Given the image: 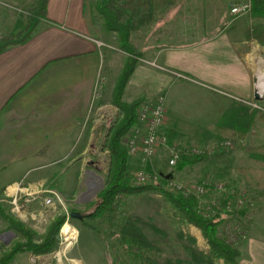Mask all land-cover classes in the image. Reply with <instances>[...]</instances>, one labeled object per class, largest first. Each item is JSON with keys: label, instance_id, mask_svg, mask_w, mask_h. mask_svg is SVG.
Returning <instances> with one entry per match:
<instances>
[{"label": "crops", "instance_id": "obj_1", "mask_svg": "<svg viewBox=\"0 0 264 264\" xmlns=\"http://www.w3.org/2000/svg\"><path fill=\"white\" fill-rule=\"evenodd\" d=\"M38 1L0 0V4L30 9ZM249 2L140 0L135 8L131 0L96 2L94 14L104 18L101 9L107 6L128 27L129 42L141 55L122 101L126 103L130 90V103L139 99L148 103L164 95V130L175 135L173 141L196 142L202 134L213 133L211 127L229 107L224 92L241 100L253 97L249 61L259 51L264 19L230 14L232 5ZM89 4V0H47L45 17L38 19L31 37L0 53V174L23 167L16 175L22 180L31 174L28 166L42 159L41 150H49L51 165L66 162L73 167L83 157L68 154V149L75 143L80 150L98 144L101 112L116 108L114 92L128 55L119 50L116 32L105 28ZM120 5L123 19L116 15ZM136 36L152 39L137 46ZM139 69L143 77L136 81ZM191 101L195 109H189ZM64 171L57 168L53 173ZM53 173L24 181L36 184Z\"/></svg>", "mask_w": 264, "mask_h": 264}, {"label": "rangeland", "instance_id": "obj_2", "mask_svg": "<svg viewBox=\"0 0 264 264\" xmlns=\"http://www.w3.org/2000/svg\"><path fill=\"white\" fill-rule=\"evenodd\" d=\"M109 1L89 0V7L92 11L96 8V2L107 4ZM131 1L134 8L139 7L140 0ZM247 4H250L251 10V3ZM118 8L119 12L116 11V15L119 14L117 16L123 19L122 5ZM28 10L29 8L21 9L0 4V39L5 35L8 36V33L20 31L24 27L26 18L29 16ZM92 13L94 14L93 11ZM94 15L103 24L105 23L100 14L95 12ZM119 22L122 23V21ZM134 23L138 24L139 21H134ZM259 35V51L254 56V63H251L252 59H249V62L253 74L262 76L264 84V31L262 25ZM145 39L152 38L136 36L133 37V42L138 46ZM216 60L219 61L220 57H216ZM246 64L248 65L247 62ZM141 70L138 71L136 81H140L143 77V70ZM210 89L212 90L213 87ZM131 95V90L126 93L124 97L126 103H130ZM224 95L227 96L228 105L231 103L242 105L250 111L259 112L264 116V102H257L253 100V97L241 100L231 92H224ZM188 104L189 109H195L196 106L192 101ZM183 107L184 103H181V112H184ZM117 117L118 110L116 108L104 109L100 117L98 144L93 148L80 150V145L75 143L71 149L67 150L68 154H81L83 157L81 162L73 167H70L69 164L67 167L66 162L51 165L53 158L48 154L49 150H41L39 153L42 159H37L36 163L28 166L32 170L31 174L24 176L22 180L20 175L17 177L16 175L23 171V167L13 173L7 171L0 174V198H4L2 189L6 185L15 183V181L19 183L23 180L34 182L45 173H53L57 168H65L61 175L53 173L43 181H36V183L43 184L44 190L56 194L60 203L55 200L52 207H45L43 204L45 196L37 195L34 197L35 200L26 206L25 218L21 219L11 212L7 203L1 204L6 214L31 230L38 238L44 237L60 217H64V223L68 218L69 225L77 232L75 238L71 240L72 243L68 245L61 246L60 237H58V248L49 255L34 256L28 252H20L10 264H115L114 258L118 257V252L114 247V241L108 237L110 229H112L110 222L107 219L98 221L88 217L93 212L94 203L98 201L99 193L105 187L110 167L106 139L108 131L114 126ZM202 135L203 138L196 142H189L182 138H177L178 140L172 143L168 142L166 147L158 148L154 156L144 164L137 158L131 162V157L128 155L129 176L132 183L143 186L138 183L135 177L139 171L157 175L158 184L146 185L161 186L171 193L181 191L191 193L196 197L199 210L205 216L215 215L219 201L226 199V210L221 213L224 216V222L219 227L220 234L227 242L239 249L240 264H264V191L250 186L245 176L239 171L240 168L247 166L246 149L249 146L264 145V124L262 121H257L255 128L246 139L239 142L214 133ZM123 143L126 146L125 138ZM171 150H174L178 156L174 167L169 166ZM202 155H206L208 158L201 163L187 164L179 169L182 163ZM26 184L24 183V185ZM201 184H205V191L199 195L194 190ZM146 198L155 200L157 213L147 203ZM120 209L121 214L138 216L147 225L154 224L156 227L166 230L170 243V248L167 249L168 254L173 250L186 255L178 239L179 234L193 237L198 251H208L200 232L186 224L165 197L159 193L146 191L140 195L124 197L120 200ZM237 212H241V214ZM72 213L77 214L78 217L73 218ZM118 218L119 214L115 213L111 220L115 222ZM63 225L59 229L58 236H60ZM2 234L5 238L0 240V258L9 254L18 243L24 242L19 236L7 230V224L0 219V235Z\"/></svg>", "mask_w": 264, "mask_h": 264}, {"label": "trees", "instance_id": "obj_3", "mask_svg": "<svg viewBox=\"0 0 264 264\" xmlns=\"http://www.w3.org/2000/svg\"><path fill=\"white\" fill-rule=\"evenodd\" d=\"M47 0H39L29 9L24 27L17 32L0 39V53L7 48L25 43L34 33L38 19L45 17ZM251 18L264 19V0H250ZM105 28L116 32L119 39L120 50L128 55L124 69L115 88L113 105L118 110V117L108 135L106 150L110 155V167L105 187L99 193L98 201L94 203V209L89 219L102 221L107 219L112 229L109 238L114 241V247L118 257L114 258L115 264H240L239 249L227 242L220 234L219 227L224 222L221 214L226 210L227 200L219 201L216 214L203 215L198 206L196 197L184 191L171 193L161 186L143 185L132 183L129 176L128 150L123 143L131 129L138 126L137 111L143 103L142 99L132 103H124L122 97L125 87L138 63L141 55L129 42V29L116 20L114 14L103 6ZM257 121L264 124V116L259 112H252L247 107L231 103L219 121L211 127L216 135H222L234 142L244 141L248 134L255 128ZM174 134L168 135V142L172 143ZM247 166L239 171L245 176L248 184L264 191V145L249 146L246 149ZM208 158L202 155L186 163L195 165ZM152 191L165 197L168 203L177 211L180 218L188 225L196 228L205 240L208 251H198L196 241L191 236L179 234V241L186 255L171 250L167 231L158 228L154 224H146L138 216L121 214L120 200L124 197L140 195L143 192ZM146 201L157 213L154 199L146 198ZM119 214L117 221L113 222L112 215ZM241 214V212H237ZM0 219L7 224V230L23 239L13 250L0 258V264H10L20 252H28L34 256L49 255L57 250L59 245L58 232L64 223V217H60L51 226L49 232L42 238L35 234L15 219L5 213L0 204ZM100 223V222H99ZM148 230V231H146ZM40 239V241H38Z\"/></svg>", "mask_w": 264, "mask_h": 264}, {"label": "built area", "instance_id": "obj_4", "mask_svg": "<svg viewBox=\"0 0 264 264\" xmlns=\"http://www.w3.org/2000/svg\"><path fill=\"white\" fill-rule=\"evenodd\" d=\"M250 4H234L230 8V14L233 16H241L249 13ZM215 91L214 89H212ZM138 126L130 130L125 137L128 155L131 158H137L143 164L150 160L156 150L160 147H166L168 144V135L164 130L166 120V107L164 95L157 96L153 101L143 103L137 113ZM171 159L169 166L174 167L178 156L171 150ZM136 180L141 185L158 184L157 175H149L144 171H139ZM24 180L6 188L4 190V198H0L1 203H7L11 212L18 216L19 219L25 216L26 206L35 200V196L44 195L43 204L45 207H52L55 200L61 202L53 192L43 189V184H26ZM12 188V190H10ZM195 193L199 195L205 191V184H201L195 188ZM25 218V217H24ZM69 225V219L65 220L63 225ZM70 226V225H69ZM62 227V228H63ZM71 227V226H70ZM62 230V229H61ZM77 235V232H75ZM61 246L71 244L72 241L66 239L65 235L60 231ZM4 234L0 235V240L4 239Z\"/></svg>", "mask_w": 264, "mask_h": 264}, {"label": "water", "instance_id": "obj_5", "mask_svg": "<svg viewBox=\"0 0 264 264\" xmlns=\"http://www.w3.org/2000/svg\"><path fill=\"white\" fill-rule=\"evenodd\" d=\"M252 95L253 100L257 102H264V85L261 76L258 74H253L252 76ZM71 216L73 218L78 217L75 213H72Z\"/></svg>", "mask_w": 264, "mask_h": 264}, {"label": "bare ground", "instance_id": "obj_6", "mask_svg": "<svg viewBox=\"0 0 264 264\" xmlns=\"http://www.w3.org/2000/svg\"><path fill=\"white\" fill-rule=\"evenodd\" d=\"M90 176L93 177L92 174H90ZM61 232L65 235L66 239L69 240V241H71V240H73L75 238V231L69 225L64 226L62 228Z\"/></svg>", "mask_w": 264, "mask_h": 264}]
</instances>
